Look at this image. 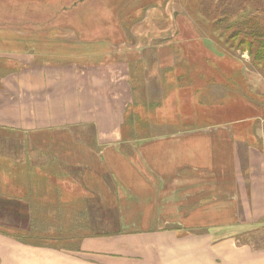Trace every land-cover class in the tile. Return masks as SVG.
<instances>
[{
	"label": "crops",
	"instance_id": "crops-1",
	"mask_svg": "<svg viewBox=\"0 0 264 264\" xmlns=\"http://www.w3.org/2000/svg\"><path fill=\"white\" fill-rule=\"evenodd\" d=\"M61 26L48 28L59 49L40 28L0 29V56L18 63L0 78V119L37 124L4 135L26 145L42 177L6 181L7 194L81 237L37 246L0 231V264H264V85L228 103L210 90L195 97L173 89L185 70L159 36L116 59ZM123 119L180 123L140 136ZM51 157L53 171L42 166Z\"/></svg>",
	"mask_w": 264,
	"mask_h": 264
},
{
	"label": "rangeland",
	"instance_id": "rangeland-1",
	"mask_svg": "<svg viewBox=\"0 0 264 264\" xmlns=\"http://www.w3.org/2000/svg\"><path fill=\"white\" fill-rule=\"evenodd\" d=\"M184 5L185 0H0V24L11 23L18 25L22 30H32L38 25L42 32L40 35L47 36V47L52 42L54 49H59V46L54 43L52 37L54 34L52 35V32L45 27L62 25L61 29L64 30L62 32H65L71 30L70 27L68 28L71 24L74 28L72 30H75L76 35L82 40H92L95 43L104 41L94 45L99 47L100 51L110 49L115 53L116 59L122 57L121 52H130L131 48L137 46V37L159 36L158 40L165 39L170 42L167 44L170 48L162 47L159 51L179 53L175 68L185 70L184 85L179 82L174 84L173 89L191 90L195 97L210 90L221 93L223 96L217 100L228 103L232 98L242 95L246 90L249 91L250 85L254 87H257L256 84L264 85V69L260 64L252 61L244 47L238 46L236 39H226L225 33L215 31L211 23L208 25L197 13L195 14L198 17L191 13L190 16L185 8H191ZM29 7L30 11H28ZM25 23L27 25L23 28ZM6 28L21 29L18 27L0 29ZM65 39L69 41L65 37V42ZM139 41L144 43L142 39ZM60 45L62 52L67 49L66 45L70 46L69 43L64 42ZM83 50L87 51V49H79V51ZM17 65L18 63L12 62L9 58L0 56V67L4 71H12ZM19 65L21 66L20 63ZM162 97L163 95L157 101V110L166 109L160 105ZM200 103L203 106L207 105ZM194 107L198 108L197 103L189 106L190 110ZM123 120V125H127L128 120L133 121L135 131L140 136L146 131L145 128L148 130H155L157 127L177 128L180 123V120L165 125L161 124L159 119H147L146 123L143 119ZM31 127L37 128L34 119H0V132L3 131L0 133V147L3 145V151L7 152L14 150L16 148L14 145L19 141L8 138L7 131L22 133L23 130L26 131ZM10 155L15 153L11 152ZM22 165L12 167L0 156V196L16 200V197L13 199L11 194H7L8 190L12 192V185L6 181H17L18 178L20 183L25 178L42 179L40 172L31 171L28 164ZM23 177L25 178L21 180ZM40 191L41 188L37 187L34 191V200L37 197L36 192ZM59 216L63 217L61 214ZM48 219L58 225L62 223L53 212H50ZM65 224L66 221L63 222L62 227Z\"/></svg>",
	"mask_w": 264,
	"mask_h": 264
},
{
	"label": "trees",
	"instance_id": "trees-1",
	"mask_svg": "<svg viewBox=\"0 0 264 264\" xmlns=\"http://www.w3.org/2000/svg\"><path fill=\"white\" fill-rule=\"evenodd\" d=\"M185 6L191 8H185L189 15L191 13L198 17L195 14L197 13L205 19L204 21L208 25L211 23L215 31L219 30L225 33L226 39H236V44L243 46L252 61L260 64L264 69V0H185ZM28 11H30V7ZM25 25L27 24H23V28ZM36 26V28H39L38 25ZM2 27L14 26L11 23H6V25L0 24V28ZM18 28L21 27L18 26ZM47 28L49 27H45V29ZM35 29L32 28L28 31ZM155 43L170 44L169 40L166 41L165 39L156 40ZM8 73L9 70L6 72L0 67V78ZM14 146L16 148L8 152L3 151V145L0 147L2 159L5 157L4 159L8 163L12 162L13 167L22 164V166L29 165L30 162L23 151V147L27 148L26 145L18 143ZM11 152L15 155H10ZM42 166H45L46 170L53 171L54 157L45 160ZM16 179L19 181L18 178ZM28 208H31L30 214L27 211ZM37 214V207L34 204L32 205L31 202L29 204L21 201L15 202L0 196V231L4 234L26 244L62 247L72 246L81 237L78 234L61 235L62 228H59L57 223L50 221L48 218L41 219ZM84 222L85 217L77 223L85 228L86 224Z\"/></svg>",
	"mask_w": 264,
	"mask_h": 264
}]
</instances>
